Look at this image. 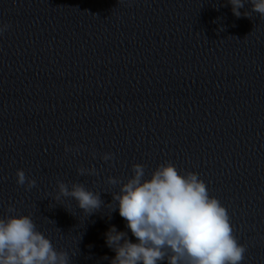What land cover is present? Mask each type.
<instances>
[{"label": "clouds", "instance_id": "clouds-1", "mask_svg": "<svg viewBox=\"0 0 264 264\" xmlns=\"http://www.w3.org/2000/svg\"><path fill=\"white\" fill-rule=\"evenodd\" d=\"M120 4L132 0H118ZM235 17L251 18L252 13L264 19V0H227ZM250 4V11L240 9ZM11 27L0 23V36ZM223 31V28L220 29ZM84 148L65 144V154H78ZM95 159L97 153H91ZM105 163L114 166L112 152L100 155ZM145 165H131L132 175L121 180L109 176L106 183L119 191L111 193L112 209L126 221L136 243L128 239L127 232L111 226L106 244L115 252L110 264H242L247 246L235 235L228 209L210 195L206 182L195 171L179 170L171 161L156 166L146 178ZM77 175L96 176L95 166L77 168ZM7 177L0 176V182ZM16 184L30 191L37 181L23 169L15 172ZM57 191L52 197L56 203L62 198H72L77 207L90 216L101 209L104 201L100 192L90 190L85 184L68 183L57 179ZM59 204V203H58ZM108 204V205H110ZM9 215L0 217V264H70L69 253L57 250L52 241L38 230L31 215H16V208L9 204ZM107 259V257H105Z\"/></svg>", "mask_w": 264, "mask_h": 264}]
</instances>
